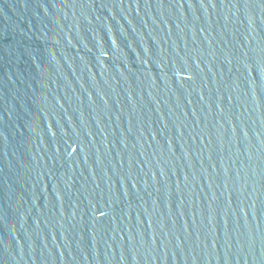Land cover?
I'll return each mask as SVG.
<instances>
[{
	"label": "water",
	"instance_id": "water-1",
	"mask_svg": "<svg viewBox=\"0 0 264 264\" xmlns=\"http://www.w3.org/2000/svg\"><path fill=\"white\" fill-rule=\"evenodd\" d=\"M0 264H264V0H0Z\"/></svg>",
	"mask_w": 264,
	"mask_h": 264
}]
</instances>
